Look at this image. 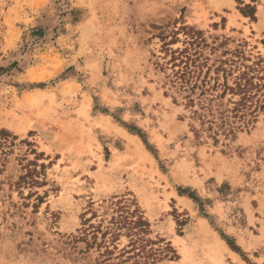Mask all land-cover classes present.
Listing matches in <instances>:
<instances>
[{"label": "rangeland", "instance_id": "obj_1", "mask_svg": "<svg viewBox=\"0 0 264 264\" xmlns=\"http://www.w3.org/2000/svg\"><path fill=\"white\" fill-rule=\"evenodd\" d=\"M185 48L264 76V0H0V264H105L79 237L123 196L176 250L150 264H264V110L215 142L171 82Z\"/></svg>", "mask_w": 264, "mask_h": 264}, {"label": "trees", "instance_id": "obj_2", "mask_svg": "<svg viewBox=\"0 0 264 264\" xmlns=\"http://www.w3.org/2000/svg\"><path fill=\"white\" fill-rule=\"evenodd\" d=\"M167 51L170 52L168 63H171L173 71L172 85L183 93V104L190 111L191 122H199L201 129L207 130L215 142H219V135L236 138L237 131L249 128L257 120L258 112L264 110V100L261 99L264 98V76L255 73L251 65H243L245 70L234 75L232 66L235 61L221 60L214 68L215 76H212V66L207 61L198 63L186 56L187 48ZM230 79L233 81L230 82ZM228 94L231 97L225 103ZM174 101L177 102V99L174 98ZM191 126L196 130L193 123ZM0 133L9 135L6 130ZM138 134L142 136L140 132ZM180 192L198 199L188 190L181 189ZM112 206L113 214L106 223L100 221L94 224L95 213L86 219L89 229L79 237L86 242L87 249L96 248L99 251L105 264H150L163 258L177 257L170 241L165 248L155 247L161 239L155 241L149 237L150 222L135 200L117 197ZM123 235L129 238V245L119 249L117 241ZM228 243L234 250H239L231 240Z\"/></svg>", "mask_w": 264, "mask_h": 264}]
</instances>
